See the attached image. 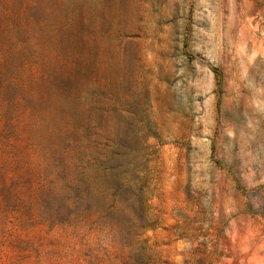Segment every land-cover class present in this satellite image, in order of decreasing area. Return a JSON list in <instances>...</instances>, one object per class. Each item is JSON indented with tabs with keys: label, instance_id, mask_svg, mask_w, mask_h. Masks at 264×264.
Returning a JSON list of instances; mask_svg holds the SVG:
<instances>
[{
	"label": "rangeland",
	"instance_id": "obj_1",
	"mask_svg": "<svg viewBox=\"0 0 264 264\" xmlns=\"http://www.w3.org/2000/svg\"><path fill=\"white\" fill-rule=\"evenodd\" d=\"M264 264V0H0V264Z\"/></svg>",
	"mask_w": 264,
	"mask_h": 264
},
{
	"label": "crops",
	"instance_id": "obj_2",
	"mask_svg": "<svg viewBox=\"0 0 264 264\" xmlns=\"http://www.w3.org/2000/svg\"><path fill=\"white\" fill-rule=\"evenodd\" d=\"M218 264H233V263L231 262V258L226 257V258L222 259L221 261H219Z\"/></svg>",
	"mask_w": 264,
	"mask_h": 264
}]
</instances>
